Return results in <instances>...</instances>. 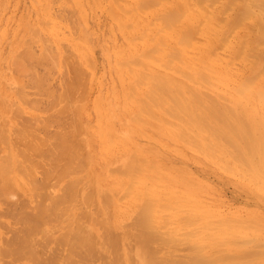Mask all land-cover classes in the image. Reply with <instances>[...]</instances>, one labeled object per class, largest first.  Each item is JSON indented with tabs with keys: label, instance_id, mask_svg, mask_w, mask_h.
Listing matches in <instances>:
<instances>
[{
	"label": "bare ground",
	"instance_id": "1",
	"mask_svg": "<svg viewBox=\"0 0 264 264\" xmlns=\"http://www.w3.org/2000/svg\"><path fill=\"white\" fill-rule=\"evenodd\" d=\"M111 1V6L108 4L110 7H105L106 11H109L113 19L118 21V25L130 47L139 50L137 54L131 53L128 59L123 61L118 56L116 58L117 68L120 71H126L129 77L136 76L134 85L130 83L125 86V90H129V92L124 93V98H129L131 101L132 97L139 101L140 107L138 109L146 122L157 120L159 124L168 127L170 134L175 137L176 141L217 159L227 167L226 169L232 171L230 165L241 161L248 165L251 164L250 166L254 162L255 165H259L260 156H264V146L263 149L260 148L262 153L257 156L258 159L253 161L255 156L250 154L251 150L258 149L256 141L258 138L255 140L257 145L254 144L256 146L254 148V140L249 138L251 136H247L249 132L239 111L242 107L241 103L235 101V109L231 108V100L234 94H229V87H231L232 82H240L239 76L236 75L232 79H227V88L223 100L210 97L207 90L212 87L210 73L218 71L211 61L212 52L215 51L217 46L215 48L214 46L216 44L221 43L222 45V42L226 41L222 38L225 37V33H232L239 24H242L243 20L251 19L254 22L252 25H247L248 28L246 29L256 30V32L258 29V41L264 40V0H240L238 8L234 3L236 0H230L229 5L231 7L233 5V8L236 6L238 14L233 16V19L226 20V30H224L225 26L221 28V15L225 14L226 7L224 3V6L221 4L216 6L223 0ZM112 6L116 10H121L123 15L121 13L119 16ZM210 6L211 8H209ZM212 6L215 8V12H211ZM227 9L229 8L227 7ZM146 15H149L147 19L144 18ZM243 25L245 26L244 23ZM58 27L59 25L56 28ZM79 27L77 25V28ZM203 30L206 31V34L212 30H219L222 34L216 38L215 42L211 39L206 42L203 41L201 44L203 39H199L198 35L203 34ZM224 31L226 32L223 33ZM58 36L60 35L58 34ZM196 40L203 46H200ZM66 45L69 44L65 43ZM200 47L206 50L201 52ZM63 48L68 49V47H64V44ZM213 48L214 50H212ZM193 49H200L202 56L199 55L200 57L190 59L191 56L188 53ZM43 51H39L42 54L38 53L37 57L34 54L37 51L32 53L28 50L26 52L27 61L31 60L32 62L35 59L36 62L41 61L38 64L42 62L46 64L49 59V50ZM54 52L50 51L54 57L52 66L55 69L53 70H56L58 57L55 59L56 54ZM57 53L59 56L60 52ZM66 53L68 52H65L64 57ZM70 59H72L71 56L70 58L67 57V62ZM21 60H17V67L19 68L17 70V67H14L16 71L21 72L22 70L23 74H30L35 86L38 89L44 88V80L48 79L38 75L39 73L35 74L37 70L35 71L29 63L24 62V59ZM34 64L36 63H33V67ZM47 65L51 67V64L45 65L49 71L51 68ZM136 65H139L141 71L134 69ZM71 66L73 72L70 70L72 67L69 70L72 76L71 78L70 75L69 78L65 77V80H68L64 82V90L60 88L59 91H61L55 95L58 91L55 86L56 91L53 90L54 87H51L53 92L46 89V93H49L48 95L53 101L52 103L49 102L52 105L46 109V113L51 111L50 109L53 110V112L48 113H54L53 116H50L51 119L46 120L42 116L44 120L41 118V121L38 117L36 118L38 115L34 114L35 118L32 117L34 119L32 121L35 123L23 125L22 122L21 128L12 123H0V142L5 148L1 149L0 152V202L2 201L4 207L0 204L3 209L2 213L0 210V216L2 217L1 221L4 220L3 216L9 218L8 221L4 220V227L11 232L5 241L4 238H1L4 242L1 241L3 244H0V264H99L100 261L101 264L237 263L240 260L238 238L247 235L245 229L238 225L237 218L230 215L219 218L206 204L199 202L195 190L189 187L186 190H173L169 188L170 185L165 179V183L157 180L156 178L159 176L150 174L148 159L145 161V158H140L141 152H131L128 157L126 155H116L115 157L114 153L112 154L114 158L108 160L107 166L110 167L108 172H111L118 180L116 191L101 186L98 179L92 174H89L88 177L87 174L86 176L85 173L83 174L84 167L92 157L88 152L86 137L84 139L82 137L84 127L80 128L81 122H78L80 125L77 123L78 120L81 121L80 116H78L80 112L77 110L79 106L77 100L82 97L79 96L77 100L75 98L78 97L76 95L81 89L78 87L82 86L83 88L87 80L84 82V79H81L84 73L80 67H77L79 65L76 62ZM156 67L161 68L164 72H161V69H156ZM262 68L264 69V66ZM258 69L259 66H254L253 72ZM176 74L184 76L188 83L178 79ZM87 77L89 78V75ZM49 79L52 81L51 78ZM20 80L22 81V78ZM26 82L30 84V81L27 80ZM17 83H19L17 86L20 85L21 88L25 86L21 84L22 82ZM28 86L30 87V85ZM77 88L78 92L76 91ZM86 89H84L85 91L81 89L83 92L80 94L84 96L83 93L87 91ZM245 89L243 86L238 87V95L245 92ZM88 92L86 93L88 94ZM135 92L139 95L138 98ZM140 92H142V96H140ZM27 93L24 92L23 99ZM72 97L73 100H76L73 101L76 102V107L73 106L74 104L72 105ZM1 99L0 101H5L4 104L7 102L6 105L11 103V100L8 103L7 99ZM14 103L12 101V105L16 108L12 109L17 112V102ZM0 105V107L4 106L3 111H0L5 116L6 113L4 112H7L5 109L8 108L9 111L12 105H8L9 107ZM32 106L35 107V105ZM70 112V117L72 116L73 120L70 118L69 123H67L64 117ZM63 113L66 114L61 118ZM76 115L79 117L78 120L75 119ZM73 116L75 117L73 118ZM27 120V123H30L31 119ZM7 124L9 125L8 130H4L2 127ZM52 125H55L57 130L51 133L50 130L48 132L47 128ZM37 126L43 132L46 131V134L41 132L43 135H40ZM246 137L251 140H247ZM262 139L259 140L264 143ZM115 140L109 139V152L114 150ZM15 142L22 145L18 146ZM241 146L244 147L241 148ZM248 151L250 154H247ZM253 152L254 150L252 154ZM247 155L251 157L249 156V158ZM261 159L263 160L262 157ZM151 162L153 161L151 160L149 163ZM259 162H261L260 167L263 165L264 168V163ZM157 167L154 170H157ZM38 168L43 169L41 177L37 176ZM161 175L163 174L161 173ZM18 191L27 194V201L18 199L16 196ZM114 192L118 193L117 198L120 200L125 198L124 200L128 199L130 202L131 206L129 207L131 209L127 212L129 224L122 222L112 224L114 221L113 214H118L115 211ZM232 200L236 203L241 198L234 196ZM131 240L135 243H132ZM160 240L165 243V249L167 245L185 244L186 242L192 245L193 253L181 257L163 258L159 256V249H162V246L158 244Z\"/></svg>",
	"mask_w": 264,
	"mask_h": 264
},
{
	"label": "rangeland",
	"instance_id": "2",
	"mask_svg": "<svg viewBox=\"0 0 264 264\" xmlns=\"http://www.w3.org/2000/svg\"><path fill=\"white\" fill-rule=\"evenodd\" d=\"M110 1L111 0H0V99H7L8 103L9 100H11V103H9L8 105H12V101L15 103L17 102V112H15V109H12L16 107L10 105L11 108H9V111L8 108L7 110L5 109V111H7L4 112L6 113L5 116H3L1 112L3 111L4 106L0 107V123H12L21 128L25 124L32 125L33 123H35V121H32L34 120L33 118H35V115H38L36 116V118L38 117L39 120H41V118L42 120H44L43 117H45L46 120L48 118L51 119L50 116H53L54 113H48L53 112V110L50 109L51 111L48 110L49 112L46 113V109L50 108L49 106L52 105L50 103H52L53 101L51 100L52 98H50L51 96L48 95L49 93H46V89H48L49 92H53V88L51 87L55 86L58 89L55 95L58 94L61 91H59V89H62L64 87V82L68 80H65V77L69 78L70 75L71 78V71L73 69L71 65L76 62V64L79 65L77 67H80L82 73H84L82 74V77L80 76L81 79L83 78L84 80H82L84 82H86L87 80V82L84 84L85 88L84 85L83 88L86 89L87 87H89L88 89H86V92L89 91L88 94L84 92L83 96L80 93L85 90L82 88V86H79L80 84L78 83V88L81 87L83 91L81 89L79 91L77 88L76 91H79V93H77L76 96L78 97L74 95L76 97L75 98L73 96L76 100L79 99V96L84 99L83 100L82 98H80L79 100H77L79 101V106L77 103L79 109L77 108V110H79L80 115L78 113L77 114L78 116H80L81 121L78 120L79 117L77 115L76 117L73 116V118H77V123L81 122L80 124H83L81 126L78 123L80 125V128L84 127V130L82 129L84 133H82V137L83 139L84 137H86L87 140L85 139V141L88 143L89 147V151H87L92 157L90 162H88V164L84 167L85 170L83 174L85 173V176L87 174V177L89 176V174H92V176L98 179L101 186L116 191L118 188V180L111 172H108V169H110V167L107 166L108 160L110 158H114L112 156V154L114 153L115 157L116 155H126V157H128L131 152H141V155H139L140 158H145V161L148 159L147 164H150V174L152 173V176H159L156 178L157 180L165 183V179L167 184L170 185L169 188H172L173 190H186L187 187L195 190L196 198L199 200V202H203L204 204H206V206L210 210H213L219 218L226 217L227 215L237 218L238 225L245 229L248 236H239L238 244L240 248V260L237 263L230 264H264V168L263 165L262 167H260L261 162H259L262 161V164L264 163V156H260V153H262L260 148L263 149L264 145L262 144L264 143L260 142L261 140H259L262 138V140H264V69L262 68L264 66V40L262 41L260 39L258 41V29L257 32L256 30L250 31L246 29L248 28L247 25H252V22H254V20H243L242 24H239V26H237V28L234 29V32L232 31V33L227 32V34L225 33L226 31H224L223 33H225L226 35L224 34L225 37L222 35V38L226 41H223L222 45L221 43L219 44L217 42L219 45L216 44L214 46V48L216 46L217 47L215 48V51L212 52L211 57V61L214 67L218 69V71L216 73H210L212 87L208 88L207 94L212 98L214 97L215 99L223 100L225 96V89L227 88V79H232V77L236 75L239 76V78L241 79L240 82H232L231 87H229V94H234L231 100V108L233 110L235 109V101L241 103L242 107L239 106V111L243 116V121L245 123L244 125L249 132H247V136H251L249 138L254 140H252L253 147L255 148V145L258 144L259 149V151L258 149H253V154L255 155L252 154L253 150H251V154L249 153V151L247 152V154L249 153L251 156L256 157H253V161H256L258 159V155L260 156V160H258L259 165L256 164V168L255 162L252 163L254 166H250L251 164L248 165L244 162L243 164L241 161L240 163L237 162V164L232 163L230 165V168L233 170L231 171L230 169H226L227 167L221 164L217 159L206 156L200 151H197L184 143L176 141L175 137L170 134L168 127L159 124L157 120L146 122L143 119V115H141L139 112V101L134 100L132 97L131 99L133 101H130L129 98H124V93L129 92V90H125V86L130 83L134 85L136 76L129 77V74H126V71H120L117 68L116 58L118 56L123 61L125 59H128L131 53L137 54L139 50L137 48L130 47L126 40V37L123 34V31L118 25V21L113 19L109 11H106V8H109L112 4V1ZM239 1L240 0H236V2H234L237 8L238 3H240ZM223 3L226 7V11L225 14L221 15L223 21H221V28H224L225 26L224 30H226V20H228L229 18L233 19V16L235 17L238 13L235 4L234 8L233 5L232 7L229 5L230 0H223L222 2L220 1L216 6H219L220 4L222 6ZM227 7L229 9H227ZM209 8H211V6ZM213 8L210 9L211 12H215V8ZM113 9H115L119 16H121V13L123 15V12L121 10H116V8ZM257 11L259 12V10ZM148 16L149 15H146L144 18L147 19ZM61 17L63 18L62 20ZM243 23L245 24V26L243 25ZM58 25L59 27L56 28ZM77 25H79L80 27L77 28ZM203 31V34H200L201 36L198 35L199 39H203L201 40V44H203V41L206 42L211 39L215 42L216 38L222 34V32L219 30H212L207 34L205 30ZM58 34L60 36H58ZM65 43L69 45L65 46ZM198 43L200 46H203L199 41ZM63 44L64 47H68V49H64ZM214 48L212 50H214ZM200 49L191 50L188 53L191 56L190 59L198 57L202 54L201 52H204V50H206L202 47H200ZM26 50L32 51V53H34V51H37L34 53L35 55H37V57L39 54H42L39 51L44 52L43 50H49V61L47 60V63H50L51 67L48 65L47 66L52 70L49 69L48 71V68L45 66L47 63L45 64V62H42L45 65L40 63L42 64V66H40V64H38L39 62H41L40 60L39 62H36L35 59L32 60V62L31 60L27 61ZM57 50L60 52V58L57 55ZM50 51L56 54L55 59L56 57H58L56 70H53L55 69V67L52 66V60L54 59V57L53 53H50ZM65 52L71 54L70 56L72 59H70V61L68 62L67 57L70 58V56L68 53H66L65 59ZM237 52L239 53L237 54ZM45 54L47 56V53ZM206 56L209 57L208 55ZM17 57L19 60H21V57H24V60H22L26 63H29L35 71L37 70L35 74L39 73L38 75L43 77L45 76L44 78L48 79L46 81L44 80V88L38 89L37 86H35V83L32 82L33 78L30 74L26 73V75L24 73V77L22 70L21 72L16 71V69L18 70L19 68L17 67ZM88 58L91 59L87 60ZM86 60L90 62H87ZM72 61L75 62L72 63ZM34 62L36 64H34L33 67ZM63 62L71 64H65V66ZM87 63H89L88 66H86ZM260 64L262 65L260 66ZM89 66L93 70H91ZM254 66H259V69L255 72H253ZM14 67L17 68L15 69ZM157 68L158 70L161 69L159 67H156V69ZM134 69L137 71H141L139 65L134 66ZM65 70L67 74L66 72H64ZM45 71L49 73H46ZM86 72H89V78L87 77L88 75ZM161 72H164V70H162ZM20 74H23V77ZM16 76H18V79L16 78ZM176 76H178V79L183 80L185 83H188V80L184 76H180L177 74ZM19 77L22 78V81ZM26 78L28 82L30 81V84H27ZM49 78H51L52 81H49ZM16 80L17 82H22L21 84L25 86H23L22 88L20 87V85L17 86L19 83H17ZM82 82L81 85L84 83ZM31 84L35 87L30 88L32 87ZM58 84L61 87L57 86ZM28 85H30V87ZM240 86L245 87L246 91L242 94L239 93L238 95L237 88ZM56 88L53 90L56 91ZM41 90H44L45 92ZM24 92H28L25 97V99L27 98L26 102L24 101L25 99H23V97L25 96ZM135 95L137 98L139 97L137 92H135ZM140 96H142V92H140ZM73 97L71 99L72 105L74 104L73 106L76 107V102H73L76 100H73ZM47 99L50 100L48 101ZM0 102H3L0 103L3 105L7 104V102L6 104H4L5 101ZM32 105H35V107ZM21 111L23 114L21 113ZM65 114L63 113V116L61 118H63ZM70 115L71 112L67 113L64 117V120L67 121V123H69L70 118L71 120H73L72 116L70 117ZM25 117L27 119H31L29 121L30 123H27L28 120ZM62 120L61 122H64ZM8 126L9 125L7 124L2 128L4 130H8ZM52 126H49L47 128L48 132L50 130V132L52 133L57 130V127H55V125ZM39 129L40 128H38V132L40 133V135H43L44 133L46 134V131L43 132V130ZM12 132L11 134L14 135V133ZM41 132H43V134ZM246 138L247 140H251L248 139V137ZM109 139H116L114 150H111L110 152L108 151ZM255 140L257 141V144L255 143ZM15 144L18 146L22 145L19 142H15ZM244 146H241V148H243ZM3 148L4 145L0 142V152ZM152 151L154 152L152 153ZM250 155L247 156L249 157ZM261 157L263 158V160L261 159ZM151 160L153 162L149 163ZM154 164L155 167H153ZM156 166H158L157 168L160 169V172L158 171V169L154 170L156 169ZM38 169L39 170H37V176L41 177V172L43 169ZM161 173L163 175H161ZM17 193L18 194H16V196L19 200L24 199V201H27V194L21 193V191H18ZM114 193V201L116 202L115 211L118 214H113L114 221L112 224L115 225L117 222L129 224L130 220H128L127 218V212L131 209L129 207L131 206L130 202L128 199H126L128 202L124 200L125 198L120 200V198H117L118 193ZM234 196H239L241 198V202L239 201L235 203L232 200ZM0 204H2L3 207L2 201L0 202ZM0 210L2 213L3 209L1 208ZM5 218L7 217L3 216V219L5 221L9 220V218ZM1 220L2 217L0 221ZM5 221L3 223L0 222V244L2 243L1 241H3V238L5 241L11 235V232H9L6 227H4ZM9 233L10 235L8 236ZM131 242L135 243L133 240H131ZM158 244L162 246V249H159V256L163 258H171L172 256L181 257L193 253L192 245L186 242L185 244L167 245L166 249L164 245L165 243L161 242V240L158 242ZM97 262L98 261H96V263ZM99 264H101V261Z\"/></svg>",
	"mask_w": 264,
	"mask_h": 264
}]
</instances>
